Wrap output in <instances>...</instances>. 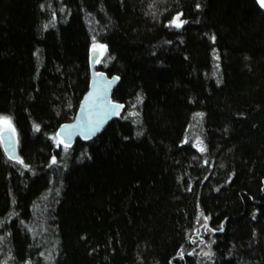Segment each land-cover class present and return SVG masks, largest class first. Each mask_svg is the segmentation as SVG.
I'll return each mask as SVG.
<instances>
[{"label":"trees","instance_id":"1","mask_svg":"<svg viewBox=\"0 0 264 264\" xmlns=\"http://www.w3.org/2000/svg\"><path fill=\"white\" fill-rule=\"evenodd\" d=\"M95 41L126 108L63 147ZM0 115L21 160L0 141V264H199L211 239L204 264H264L258 1L0 0Z\"/></svg>","mask_w":264,"mask_h":264},{"label":"water","instance_id":"2","mask_svg":"<svg viewBox=\"0 0 264 264\" xmlns=\"http://www.w3.org/2000/svg\"><path fill=\"white\" fill-rule=\"evenodd\" d=\"M256 1L264 9L261 0ZM105 52L106 48L101 43L91 47L89 88L79 104L74 120L64 123L56 133L63 147H71L77 140L88 141L97 138L107 129L109 123L118 120L125 111V104L115 102L112 98V91L119 82L118 76L109 77L106 72L97 69ZM0 141L7 157L19 161L17 133L5 131L0 134Z\"/></svg>","mask_w":264,"mask_h":264},{"label":"rangeland","instance_id":"3","mask_svg":"<svg viewBox=\"0 0 264 264\" xmlns=\"http://www.w3.org/2000/svg\"><path fill=\"white\" fill-rule=\"evenodd\" d=\"M98 45H100V43L95 41L93 42L91 47L98 46ZM200 124H201L200 117L198 116L190 127V130H189L190 134L188 135V139L191 141L192 144H194L196 148H198L200 151H202L201 149H203L202 152H204L206 150V146L202 139ZM8 130H11L14 133H17L12 119H10L8 116L6 117V116L0 115V134ZM55 139H56V142L60 144V139H58L56 136H55ZM212 244H213L212 239L208 241H202L199 247L193 250L195 255H197L198 257L199 264H204L212 260V255H213L212 254Z\"/></svg>","mask_w":264,"mask_h":264},{"label":"snow or ice","instance_id":"4","mask_svg":"<svg viewBox=\"0 0 264 264\" xmlns=\"http://www.w3.org/2000/svg\"><path fill=\"white\" fill-rule=\"evenodd\" d=\"M261 4H262V6H264V0H261ZM173 23L175 24L176 27H181L182 26V22H180V17L179 16H177L174 19ZM201 150L203 151V149H201ZM53 162H55V161H53Z\"/></svg>","mask_w":264,"mask_h":264}]
</instances>
